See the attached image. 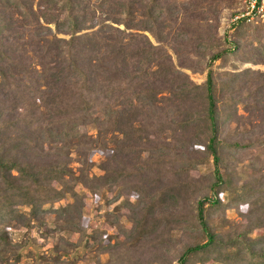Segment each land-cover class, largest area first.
<instances>
[{
	"label": "trees",
	"instance_id": "obj_1",
	"mask_svg": "<svg viewBox=\"0 0 264 264\" xmlns=\"http://www.w3.org/2000/svg\"><path fill=\"white\" fill-rule=\"evenodd\" d=\"M59 1L50 0L54 10L42 18L68 38L52 36L39 44L37 65L55 70L42 68L33 76L16 49L23 46L20 25L37 22V16L25 0H0V260L8 246L5 225L23 218L30 228L32 220L43 224L48 212H75L82 197L75 188L83 185L98 197L118 193L128 205L130 191H136L133 206L143 203L131 218L127 239L115 240L120 249L112 261L95 264H264V173L245 175L238 169L252 165L242 162L250 149L264 150V72L237 70L238 62L264 64V23L234 25L225 47L210 54L206 79L196 85L177 70L165 47L177 57L184 49L195 51L184 25L192 20L199 27L197 19L208 11L203 0H188L189 20L183 18L178 29L174 10L180 8H170L174 0ZM139 31L149 32L157 44ZM229 56L231 75L217 80L212 66ZM162 90L170 93L168 99L157 98ZM170 101L179 115L158 126L133 125L139 115L148 117V108L159 110ZM238 106L246 114L238 113ZM89 123L96 137L80 129ZM112 130L132 142L123 141V149L142 145L161 155L132 160L113 155L101 163L102 175L89 176L93 164L87 155L105 149ZM191 143L203 146L198 158L186 151ZM45 144L47 153L41 154ZM167 148L170 153L162 154ZM75 161L81 163L78 174L70 166ZM193 170L201 178L193 179ZM68 198L72 201L64 206L52 207ZM230 210L245 222L230 219ZM85 236L92 247L95 235ZM173 236L187 241L175 263L167 255ZM155 248L158 252H151Z\"/></svg>",
	"mask_w": 264,
	"mask_h": 264
},
{
	"label": "rangeland",
	"instance_id": "obj_2",
	"mask_svg": "<svg viewBox=\"0 0 264 264\" xmlns=\"http://www.w3.org/2000/svg\"><path fill=\"white\" fill-rule=\"evenodd\" d=\"M25 1L31 4L32 10L37 16V22L33 21L34 23L26 26L20 25L19 30L21 35L19 36L23 39L20 45L23 46L16 50L24 56L23 58H25V60H22L23 64H25V67L29 68V71L33 76L38 75L36 73L42 68H45L47 73H53L55 68H51V65H37V62L40 61L39 56L41 55L42 50L39 44H42L41 42H43L44 39L51 40L52 36L68 38V35L55 29L53 24L43 21L42 13H49L54 10L49 3L50 0ZM60 1L58 3H60ZM236 1L239 0H203V7L207 6L208 11L197 19L199 20V27L191 24L192 20L189 21V26H187V24L184 25V30L190 35L195 51L189 52V49H184L179 52L177 57V54H175L171 48L165 47L173 65L177 70L187 75L191 83L200 85L204 82L208 70L207 62L210 54L220 50V48H224V39L231 38V32L234 30V24H231V16L239 7V5L236 7ZM187 2L188 0L171 1V9L174 10L178 7L180 8L179 11L174 10L175 14L178 13V20L176 23L177 29L183 28V26L180 25L183 23V18L187 17V20H189L188 16L190 12L184 10L187 7ZM139 13L140 11H138L137 18H140ZM21 20L22 19H19V21ZM117 26L123 28L122 25ZM95 28L96 27L93 29ZM83 31H87V29ZM128 31L135 32V30ZM139 32L145 34L152 44H157L149 32ZM19 39L16 40L19 41ZM186 55H188L187 58L184 57ZM16 59L19 60L18 57ZM47 64H50V62L47 61ZM212 68L217 80H226L229 75H231V56L226 60L215 61ZM244 68H251L253 70L257 69L264 72V64L238 62L237 70L241 71ZM23 75L25 80L27 77L25 73H23ZM25 81H28L31 84V80ZM43 81L45 82V80H39L41 83H43ZM40 87L41 89H44L45 86L40 85ZM169 95L170 93L162 90L157 93V98L160 99L164 97L165 99H168ZM160 104H162L160 106L161 109L158 108L159 110L152 111V108H148V117H145V114L143 116L139 115L134 119L133 125H137L138 122L143 124H151L152 122V124L158 126L160 123H165L172 114H175V116L179 115L173 111V108L178 109L173 101H170L168 104ZM181 108H183V105ZM18 110L17 113L22 112L21 108ZM163 110H166L165 114L163 113ZM238 113L246 114L240 106H238ZM102 115L103 113L98 114L97 118H102ZM176 119H180V117H177ZM80 129L86 131L92 137H96L97 131L91 127L90 123L88 125H82ZM180 132L185 133L184 131ZM117 133L118 132L113 130L109 131L104 138L106 148L93 149L87 155L88 161L93 164L92 167L87 170L89 176L102 175L103 170L101 169V163L110 159L113 155H115L114 159L116 158V160H118V158L120 160H132L139 154L142 159H146L151 155L154 156V154L161 155L160 152L150 150L142 145H140L141 149L139 150L132 149L131 151H128L126 148L123 149V137L118 136L119 134ZM115 136H118L116 143L110 142V139ZM149 137L153 140L154 135L149 134ZM124 143L132 145L131 141H124ZM43 147L46 151H43L41 154L47 153L48 145L45 144ZM201 150H203V146L197 143H191L186 146V151L196 158H198V154H201ZM169 153V148L162 151V154ZM178 154L180 155L182 152L179 151ZM42 157L41 160L46 158L44 155ZM124 157L127 159H123ZM242 162L247 165L248 163L252 164L247 168L246 166L239 164L238 169L243 174L256 175L264 173V150H261L260 148L250 149L248 153L243 156ZM80 164L78 161H75L70 165L75 170L76 174L80 172ZM255 164L257 165V168H255ZM190 174L193 179L201 178V172L199 170H193ZM75 189L82 195L81 202L79 203L81 204L80 208L75 210V212L71 211L64 214L48 212L44 215L43 224H39L35 220H32L30 228L25 225V220H23V218L14 219L10 221L8 225H5L8 246L0 260V264H51L55 260L64 262V264H95L96 261L110 263L113 259L112 253H114L115 250L120 249V246L116 245L115 240L124 241L127 239L126 233L133 227L131 218H133L135 213L140 214L141 212L143 203H140L138 207L135 205L133 206L132 203L139 198V193L136 191H130L129 199L131 204L128 205L124 202V197L122 195L112 191H107L104 197H102V195L98 197L91 194L88 186L78 185ZM71 201L72 199L69 198L62 199L54 203L52 207L60 208L67 202ZM44 207L48 208L49 205H45ZM20 209L27 211L26 207ZM240 209L241 211H244L246 205H241ZM227 215L230 219L232 218L235 221L239 220L242 223L245 222V217L234 214L231 210L227 212ZM77 229L81 231L83 230L85 234H83V236L78 235ZM88 234L95 235L94 238L90 239V244L93 240L94 242H98L97 244H95L96 242L93 243L92 247L89 248L84 242L86 241L85 235ZM79 240H81V243L78 242ZM73 242L75 243L73 244ZM171 242L172 244L168 245L167 255L172 260V263H175L176 255L187 241L185 236H173L171 237ZM109 245V250L103 248ZM134 248L135 246L131 247L130 252H132ZM151 252H158V249L155 248Z\"/></svg>",
	"mask_w": 264,
	"mask_h": 264
},
{
	"label": "built area",
	"instance_id": "obj_3",
	"mask_svg": "<svg viewBox=\"0 0 264 264\" xmlns=\"http://www.w3.org/2000/svg\"><path fill=\"white\" fill-rule=\"evenodd\" d=\"M242 21L264 23V0H239V7L231 16V24Z\"/></svg>",
	"mask_w": 264,
	"mask_h": 264
}]
</instances>
